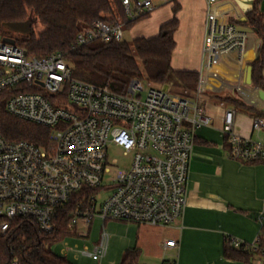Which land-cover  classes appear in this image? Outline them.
<instances>
[{
	"label": "built area",
	"instance_id": "1",
	"mask_svg": "<svg viewBox=\"0 0 264 264\" xmlns=\"http://www.w3.org/2000/svg\"><path fill=\"white\" fill-rule=\"evenodd\" d=\"M206 1L205 43L193 97L175 94L168 85L148 82L145 88L138 78L130 81L125 92H119L109 84L75 77L66 53L39 58L14 38L10 37L14 43L6 41L9 37L1 35L4 26L0 22V93L11 92L5 110L51 130V142L45 147L26 140L11 142L0 133V235L15 218H30L43 232L52 233L58 214L85 188L96 191L75 202L67 225L74 231L71 236L88 238L97 218L103 228L92 247L70 246L67 238L59 242L65 241L64 251L75 252V257L95 261L106 257L110 234L104 224L108 220L169 226L184 215L196 131L211 123L202 97L226 91L246 101L221 85L234 79L235 84L251 87L246 83L245 66L241 73L230 71L236 60L246 61L254 31H242L236 23L221 19L215 9L219 0ZM122 3L130 19L155 7L152 0ZM124 36L122 23L98 20L83 27L76 41L78 45L94 40L109 43L122 41ZM235 114L234 107L225 108L222 133L230 145V156L264 162V143L238 134ZM252 127L264 129V117H255ZM111 145L130 156L126 167L118 168L115 159L109 160ZM108 190L100 200L99 193ZM79 224L84 231L78 230ZM232 241L236 247L258 248L257 241ZM164 246L174 248L176 240L169 239ZM258 257L256 264H264V248Z\"/></svg>",
	"mask_w": 264,
	"mask_h": 264
},
{
	"label": "crops",
	"instance_id": "2",
	"mask_svg": "<svg viewBox=\"0 0 264 264\" xmlns=\"http://www.w3.org/2000/svg\"><path fill=\"white\" fill-rule=\"evenodd\" d=\"M162 1V4H154L147 20L142 21V18L132 26L129 32L132 39L158 35L161 25L173 18V3ZM177 1L180 4L177 13L179 26L175 32L172 67L198 72L205 43L207 1ZM255 7L264 14V0H219L215 5L221 19L237 25ZM259 47L260 40L251 32L246 61L236 60V66L230 72L241 73L244 66L247 70L249 63L257 57ZM218 69L223 70L224 67ZM262 73L264 76V67ZM231 80L221 86H229L246 101L226 91L208 92L201 99L211 116V123L196 131L184 215L169 226L109 220L119 225L118 229L124 228L123 256L129 251L137 252V261L141 264H256L257 255L249 260L224 255L228 238L253 243L264 236V162H247L230 156V145L222 133V126L225 108L233 106L225 102L221 105L223 101L214 95H230L239 99L243 107H234L236 132L263 143L264 129L254 130L252 123L255 117L260 116L259 112L264 111V102L257 91L260 88L252 84L251 87L242 86ZM95 220L102 223L99 218ZM90 230L91 227L87 239H90ZM169 239L176 240V247L165 248L164 243Z\"/></svg>",
	"mask_w": 264,
	"mask_h": 264
},
{
	"label": "trees",
	"instance_id": "3",
	"mask_svg": "<svg viewBox=\"0 0 264 264\" xmlns=\"http://www.w3.org/2000/svg\"><path fill=\"white\" fill-rule=\"evenodd\" d=\"M168 2L173 3L174 16L161 25L159 34L151 38H135L131 43L126 40L109 43L94 40L78 45L76 41L83 27L95 21L114 23L119 22L116 18L120 16L125 20L126 27H130L147 16L130 19L122 0H0V22L25 21L32 15L36 17L44 29L36 32L32 28L31 32L21 34L16 43L39 58L54 52L66 53L75 77L98 85L109 84L119 92H125L134 78L147 79L186 91L189 94L185 96L192 97L198 85L199 73L172 67L180 4L177 0ZM238 25L251 28L260 40L257 57L249 65L252 66V85L264 90V14L255 7ZM10 94V91L0 93V133L11 142L26 140L42 147L48 146L51 142L49 128L6 112L5 103ZM214 96L235 108L243 107L242 102L233 96ZM51 100L55 102L54 97ZM63 103L68 107L67 101ZM259 114L264 117V111ZM95 191L85 188L77 193L66 210L58 214L52 233L43 232L30 218H15L9 230L0 235V264H75L66 256L56 254L52 247L74 233L67 225L75 202ZM257 246V249L236 247L228 238L224 255L240 260L258 256L260 249L264 248V236L258 238ZM137 258V252H126L120 264H139Z\"/></svg>",
	"mask_w": 264,
	"mask_h": 264
},
{
	"label": "rangeland",
	"instance_id": "4",
	"mask_svg": "<svg viewBox=\"0 0 264 264\" xmlns=\"http://www.w3.org/2000/svg\"><path fill=\"white\" fill-rule=\"evenodd\" d=\"M152 1L155 5L157 3H160V4L163 3L162 0H152ZM161 6H165V5H161ZM152 12L153 11L148 13V15L146 17H144L142 19V21L147 20ZM116 20L124 25V32L126 33V36H124V40L131 43L133 41V39L131 38L129 32H130L133 25L130 27H126L125 20L123 18H121L120 16L117 17ZM32 28L36 32L42 31L44 29V26L33 15H32ZM1 35L3 37L14 38L15 40H19V38L21 37V33H19L18 31H15V30H11L7 27H3L1 29ZM143 81H144L145 88H147L148 82L152 83L155 86H165V85H161L158 83H154V82L147 80V79H145ZM169 87L173 93H175V91H177V92L182 93L181 95H188L189 94L186 91H181V90L178 91L177 89H175L171 86H169ZM175 94H177V93H175ZM108 156H109V160L115 159L117 161L118 164L115 166L118 168L126 167L130 162V156H125L123 154L122 149L115 147V146H112V145L109 146V148H108ZM110 191L111 190L101 191L99 193L100 200L105 199V197L110 193ZM1 221H2V218L0 217V223H1ZM102 228H103V223H101V221H99V220H94L92 225H91L90 239L82 238V237H68L66 241L68 242V244L70 246H74L75 244H78L79 249L84 248L85 245L92 247L93 244H91V243L93 241H97V239H95V238L99 237ZM104 228L110 234V242H109L108 253L102 261H95V260H92L91 258L83 257V256L75 257L74 256L75 252L66 253L64 251V247H65L64 242L65 241L55 244L52 247V250L58 255L66 256L68 259H70L75 264H120L122 261V258H123V253H124V250L122 247V241L124 240V237H123L124 228L118 229L119 225L110 223V221L106 222L104 224ZM78 229L81 231L84 228L81 224H79ZM139 263L141 264L142 262L139 261Z\"/></svg>",
	"mask_w": 264,
	"mask_h": 264
},
{
	"label": "water",
	"instance_id": "5",
	"mask_svg": "<svg viewBox=\"0 0 264 264\" xmlns=\"http://www.w3.org/2000/svg\"><path fill=\"white\" fill-rule=\"evenodd\" d=\"M243 20H245V18H243ZM3 26L7 27L11 30L18 31L21 34H27V33L31 32V30H32V17H30L29 19H27L25 21L3 23ZM239 29L242 31H252L251 28H247V27H243V26H239ZM6 41H8L10 43H14V39H11V38H6ZM246 83L248 85L252 84V66L251 65H248V67H247ZM258 93H259L261 100L264 102V90L259 89ZM263 110H264V107H263Z\"/></svg>",
	"mask_w": 264,
	"mask_h": 264
}]
</instances>
